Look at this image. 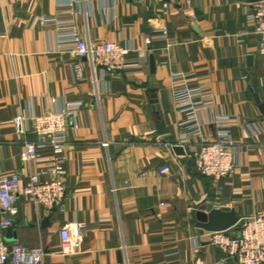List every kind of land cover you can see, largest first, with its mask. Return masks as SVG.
Listing matches in <instances>:
<instances>
[{
  "label": "crops",
  "instance_id": "crops-1",
  "mask_svg": "<svg viewBox=\"0 0 264 264\" xmlns=\"http://www.w3.org/2000/svg\"><path fill=\"white\" fill-rule=\"evenodd\" d=\"M70 1L0 0V177L19 172L26 181L50 166L48 148L31 163L22 159L25 141L35 136L18 131V116L82 103L64 150L63 206L20 195L5 240L42 246L44 264H214L223 253L197 226L196 210L213 204L244 216L264 209V57L250 19L258 0H192L189 8L185 0H167L168 6L164 0H78L81 37L142 54L140 66L120 73L57 48L56 25L39 18ZM183 72L196 74L215 95V104L197 115L206 140L217 136V116L234 119L237 165L218 182L199 173L188 153L174 150L190 129L191 118L172 92ZM75 222L84 223L83 242L65 254L60 231Z\"/></svg>",
  "mask_w": 264,
  "mask_h": 264
},
{
  "label": "built area",
  "instance_id": "built-area-1",
  "mask_svg": "<svg viewBox=\"0 0 264 264\" xmlns=\"http://www.w3.org/2000/svg\"><path fill=\"white\" fill-rule=\"evenodd\" d=\"M71 0L65 8H59L52 16L42 15V25H56L58 30L57 48L71 49L80 58H87L93 67L100 66L105 73H120L141 65L142 54H135L133 48L120 46L114 41L99 40L89 42L80 36L76 25V9ZM192 0H185L190 7ZM168 6L169 1L164 0ZM66 16V17H63ZM195 19V14H192ZM250 19L254 30L260 37L259 53L264 57V0L252 5ZM166 35L167 31L164 30ZM78 75L83 73L81 62L76 63ZM173 99L176 106L186 112L190 120V129L181 143L195 164L196 170L211 178L214 182L230 176L236 168L237 142L233 138L231 126L234 119L222 115L215 118L217 136L206 140L198 121L202 109H210L216 102L210 90L201 87L194 73L176 74L173 86ZM82 106L79 101H66L62 109L52 110L40 115H20L16 119L19 132L32 133L35 138L25 141V150L21 157L33 162L40 156L41 149L51 150L50 166L46 170L32 172L28 180H23L19 172L0 177V203L2 220L0 221V264H44L46 250L42 246L29 247L20 243L9 244L4 237L6 229L13 224L12 215L17 212V201L22 195L26 202L62 207L67 194L64 180L65 147L68 141L69 127ZM108 145V142H104ZM47 175V178H43ZM84 223L65 224L61 231V250L65 254L76 252L83 242ZM207 241L222 251L223 257L214 264H264V209L253 214L241 216L237 226L225 231H206Z\"/></svg>",
  "mask_w": 264,
  "mask_h": 264
},
{
  "label": "water",
  "instance_id": "water-1",
  "mask_svg": "<svg viewBox=\"0 0 264 264\" xmlns=\"http://www.w3.org/2000/svg\"><path fill=\"white\" fill-rule=\"evenodd\" d=\"M248 62L251 63L253 56H248ZM150 66L155 69L154 55L150 56ZM260 103V101H259ZM261 112L264 114V104H259ZM174 150L178 154H185V148L182 144H175ZM197 226L206 231H225L229 230L239 223L241 216L237 214L234 208L215 207L213 204H203L195 212Z\"/></svg>",
  "mask_w": 264,
  "mask_h": 264
}]
</instances>
